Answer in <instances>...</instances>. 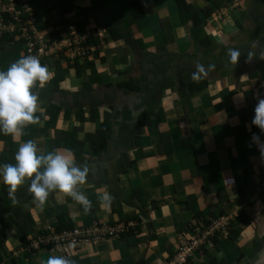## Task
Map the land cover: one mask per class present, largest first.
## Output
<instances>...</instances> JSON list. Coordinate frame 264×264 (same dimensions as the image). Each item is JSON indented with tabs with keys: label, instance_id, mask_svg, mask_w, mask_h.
<instances>
[{
	"label": "crops",
	"instance_id": "obj_1",
	"mask_svg": "<svg viewBox=\"0 0 264 264\" xmlns=\"http://www.w3.org/2000/svg\"><path fill=\"white\" fill-rule=\"evenodd\" d=\"M134 1L29 0L45 35L74 23L102 36L89 59L105 56L97 67L102 81L91 84L89 71L70 68L58 85L37 88L40 122L15 141L0 133V168L15 164L28 140L41 153L71 155L89 167L78 190L93 208L85 214L56 191L41 209L27 182L14 203L0 176V264H46L60 254L32 248L33 240L49 227L93 221L132 227L74 250L76 264H169L182 232L220 215L232 217V236L185 264H264V133L252 124L264 98V0H237L236 7L234 0H186L184 15L176 0H139L144 15L132 21ZM18 42L0 40V71L24 56ZM228 49L241 52L236 66ZM248 51L257 58L245 63ZM60 62L47 63L54 75L66 69ZM198 62L215 70L193 80ZM105 192L114 197L108 209L100 203Z\"/></svg>",
	"mask_w": 264,
	"mask_h": 264
},
{
	"label": "clouds",
	"instance_id": "obj_2",
	"mask_svg": "<svg viewBox=\"0 0 264 264\" xmlns=\"http://www.w3.org/2000/svg\"><path fill=\"white\" fill-rule=\"evenodd\" d=\"M227 55L229 63L236 66L241 52L238 49H228ZM254 58H257L256 54L248 51L245 63H250ZM259 58L264 59V51ZM195 67L193 80H198L201 74L207 75L216 66L209 64L205 68L198 62ZM53 76L54 73L48 66L42 65L39 57L33 55L22 56L6 71H0V133L11 136L15 141L24 127L40 122V116L36 115L40 94L36 89H43ZM39 111L43 114L42 109ZM254 112L252 124L264 133V98L258 100ZM252 141L259 145V136L253 134ZM261 156L264 157V151ZM14 159L15 164H4L0 168L8 197L14 203L17 202L15 194L18 189L27 182L33 203L41 209L49 196L59 191L81 205L85 214L92 211V201L78 190V185H83L88 179L90 170L87 165L77 166L71 155H64L59 151L41 153L33 140L21 143ZM113 199L109 193H103L100 197L101 207L110 208ZM222 255L219 254L221 257ZM46 264H76V261L65 256H49Z\"/></svg>",
	"mask_w": 264,
	"mask_h": 264
},
{
	"label": "built area",
	"instance_id": "obj_3",
	"mask_svg": "<svg viewBox=\"0 0 264 264\" xmlns=\"http://www.w3.org/2000/svg\"><path fill=\"white\" fill-rule=\"evenodd\" d=\"M237 5V0H234L233 7ZM6 14L9 15L8 18ZM53 31L54 34L49 36L42 33L36 11L29 0H0V37L16 34L22 40L24 56H38L42 65L56 59L63 64L72 65L75 60L84 61L97 56L98 46L93 39L101 38L100 34L82 33L74 23H59ZM262 183L264 184V180ZM199 224H195L193 230L188 228L179 235L177 253L169 264H185L196 251L215 247L217 239H228L233 219L230 215H220ZM131 227L101 221L62 231L49 227L47 233L33 240L31 247L38 250L49 248L60 256L70 257L74 250L85 245L94 246L119 238ZM187 233L192 234L191 238L187 237Z\"/></svg>",
	"mask_w": 264,
	"mask_h": 264
},
{
	"label": "trees",
	"instance_id": "obj_4",
	"mask_svg": "<svg viewBox=\"0 0 264 264\" xmlns=\"http://www.w3.org/2000/svg\"><path fill=\"white\" fill-rule=\"evenodd\" d=\"M176 5L178 6V9L180 10V13L182 15L187 14V12L190 9V6L187 4L186 0H176ZM130 10H131L130 11V15H132L131 16V20L132 21H136V20L140 19V17H143V15H144V12H143L142 6H141V2L139 0H136V1H134V2H132L130 4ZM36 16H37V13H36ZM6 17L8 18L9 15L6 14ZM186 20L187 19H185L184 21H186ZM14 38H18V36L16 34H7L6 36L3 35L0 38V40L1 39H7L11 43L12 41H14ZM18 40H19L20 43L18 42L17 44H15L16 45L15 48H18L21 45H23L22 40H20L19 38H18ZM99 58L100 59H98L97 61H91V60L88 59L83 64H81V61L75 60V62L72 65H67L65 67L66 69L64 71L63 70L59 71L58 74L55 73V75H54L53 79L51 80V82H53L54 84L58 85L60 83L59 79H64L63 78L64 77L63 76L64 73L67 70L69 71L70 68L71 69L74 68V69H76L78 71H80L82 69H86L87 71H89V73H90V79L89 80L91 81V84L92 83H101L102 80L99 77V73H98L99 70H97V67L98 66L99 67H101V66L103 67V65L105 63V56H103V57L100 56ZM243 192H244V189H243ZM64 227L65 228H62V227L61 228H56V230L57 231H62L63 229H72V228H75L77 226H73V225L70 224V225L64 226ZM219 241H220V239H217L216 242L219 243Z\"/></svg>",
	"mask_w": 264,
	"mask_h": 264
},
{
	"label": "rangeland",
	"instance_id": "obj_5",
	"mask_svg": "<svg viewBox=\"0 0 264 264\" xmlns=\"http://www.w3.org/2000/svg\"><path fill=\"white\" fill-rule=\"evenodd\" d=\"M148 17L150 18L151 17V14L148 15ZM61 63V62H60ZM65 65V64H64ZM59 67H62V65H59ZM115 69V68H113ZM67 77V76H66Z\"/></svg>",
	"mask_w": 264,
	"mask_h": 264
}]
</instances>
